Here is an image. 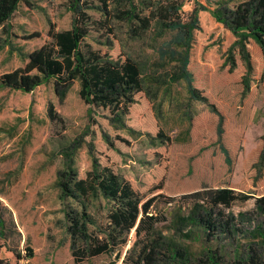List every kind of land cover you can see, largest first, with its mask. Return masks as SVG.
<instances>
[{"label":"rangeland","instance_id":"rangeland-1","mask_svg":"<svg viewBox=\"0 0 264 264\" xmlns=\"http://www.w3.org/2000/svg\"><path fill=\"white\" fill-rule=\"evenodd\" d=\"M100 1L79 0V6L91 21L102 23ZM160 1L119 0L108 8H134L147 16L150 4ZM183 1V20L194 6L207 8L198 12L187 65L192 85L207 101L191 99L186 82L172 78L179 71L180 47L171 32L153 22L144 29L137 21L132 31L117 12L103 27L90 25L84 42L112 60L128 56L144 70L143 90L123 104L118 116L86 104L78 81L60 94L51 79L27 93L0 87V264H134L137 248L152 236L189 261L211 250L220 263L232 264L250 249L264 260V210L255 200L264 193V57L250 40L253 68L247 72L235 36L212 14L220 5L231 8L242 0ZM32 4H20L0 26V76L23 67L27 55L50 40V30L71 26L70 0ZM50 105L57 119L48 117ZM68 160L79 178L93 165L107 167L142 201L152 198L149 214L158 218L153 231L139 236L131 231L119 253L75 262L56 185ZM219 187L234 189L238 199L206 215L208 203L201 196ZM88 210L105 222L102 199L91 200ZM201 216L227 223L209 230ZM27 247L32 250L28 258ZM170 256L162 250L151 264L184 263Z\"/></svg>","mask_w":264,"mask_h":264},{"label":"trees","instance_id":"trees-1","mask_svg":"<svg viewBox=\"0 0 264 264\" xmlns=\"http://www.w3.org/2000/svg\"><path fill=\"white\" fill-rule=\"evenodd\" d=\"M113 1L119 0L100 1L104 14V22L100 23V20L91 21L90 16L81 5L79 6V0H70L73 10L71 26L58 31L50 30L48 32L50 40L29 53L23 67L0 76V87L27 93L51 79L55 93L60 94L61 90L67 88L70 83L78 81V94L86 104L100 107L111 115L118 116L123 104L131 102L133 95L143 90L146 81L144 70L136 60L128 56L121 61L112 60L92 50L84 42L90 25L103 27L109 21L108 17L117 12L118 17L128 20L132 31H136L131 25L137 21L144 29L153 22L159 29L171 32L172 42L180 47L179 71L172 78L174 80L182 78L186 82L191 99L207 101L192 85L193 76L187 69L193 31L198 24V12L207 8L203 5L194 6L188 18L183 20L181 17L183 0H164L150 4L152 8L147 16L137 14L134 8L128 10L108 8L109 3ZM32 2L33 0H0V26L8 22L20 4L32 6ZM212 14L233 33L236 38L234 44L239 48L247 72H251L253 64L247 49L250 40L258 45L264 57V0H242L231 8L220 5L212 11ZM211 110L219 115L220 123L222 118L217 109L211 106ZM47 115L51 120L57 119L51 105L47 109ZM70 161L64 162L65 167L58 171L56 185L63 206L64 227L70 237L71 255L75 262L103 253H119V248L126 244L131 231L135 236H139L142 232L150 234L153 231L158 218L149 214L152 198L142 201L128 181L107 167L98 168L93 165L84 177L79 178ZM196 193L199 195V192ZM248 196L251 195H244L245 198ZM201 198L208 203L206 209L208 215L211 209L219 205L229 207L238 196L230 187H219L205 189ZM97 199H102L107 206L106 220L103 223H99L88 210L90 201ZM255 200L256 206L263 211L264 193ZM199 220L209 230L227 223L221 220V223L218 221L216 224V221H211L208 216H201ZM162 250L170 252L172 260L184 259L183 264H222L219 257L211 250L204 256L189 261L187 255L179 250H173L169 244L160 243L154 236L141 248H137L133 263L151 264L157 259V254H162ZM31 256L32 250L27 247L25 257ZM232 264H264V260L256 250L250 249L245 259H236Z\"/></svg>","mask_w":264,"mask_h":264}]
</instances>
